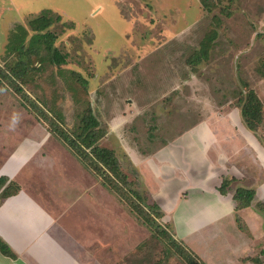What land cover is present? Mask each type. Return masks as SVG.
<instances>
[{
  "label": "rangeland",
  "instance_id": "rangeland-1",
  "mask_svg": "<svg viewBox=\"0 0 264 264\" xmlns=\"http://www.w3.org/2000/svg\"><path fill=\"white\" fill-rule=\"evenodd\" d=\"M45 11L61 20L36 36ZM213 29L209 56L196 60ZM48 31L58 35L64 64L45 51L40 35ZM22 42L37 68L23 79L9 72ZM0 67L9 75L0 81V174L15 172L22 156L16 182L53 198L39 200L54 208L45 212L47 222L56 216L47 226L55 232L37 242L54 243L62 264L77 255L75 236L87 240L92 214L105 243L93 248L95 263L191 264L170 243L173 234L205 264H264V115L256 135L238 105L248 88L264 104V0H222L212 12L199 0H0ZM18 85L68 135L90 103L104 128L99 143L115 151L128 179L118 191L126 201L50 131L57 124ZM239 187L255 190L251 206H238ZM133 191L158 203L170 232L156 237L137 219L134 203L143 199ZM16 219L33 230L20 212Z\"/></svg>",
  "mask_w": 264,
  "mask_h": 264
},
{
  "label": "trees",
  "instance_id": "trees-1",
  "mask_svg": "<svg viewBox=\"0 0 264 264\" xmlns=\"http://www.w3.org/2000/svg\"><path fill=\"white\" fill-rule=\"evenodd\" d=\"M205 10L207 12H212L222 0H199ZM42 22L34 29H40L38 32L39 36L40 32L51 26L54 20L60 22L61 15L59 13H55L53 11H45L41 14ZM215 18H218L215 16ZM40 36H44L45 39V51L50 57V61L54 64H64L66 62V54L62 53L60 49L55 45L56 39L58 37L57 34L53 32H46L41 34ZM34 37V36H33ZM32 37V39H33ZM218 37V30L213 29L202 41L200 53L196 55V60L200 59L201 56L208 57L210 54V50L213 46L214 41ZM23 40V39H22ZM13 47V46H12ZM17 60L19 63L16 65L10 66L9 72L13 77H25L28 76L33 70L37 69L33 67L34 63L30 59V57L26 58L30 53H33L34 50L28 47H25V44L22 42L21 45L16 46ZM25 48V49H24ZM44 56V54H43ZM41 56V57H43ZM14 63V62H13ZM73 75H75L76 79L80 81L84 87H86V78L78 71H72ZM7 72L4 71L0 67V81L3 77L9 78ZM18 90L23 92L22 95L25 99H28V103H32L35 105L38 110L36 113L41 112L45 115L47 120L52 119L48 113H45L44 109L39 107V105L35 104L29 95L23 91V88L18 85ZM238 105L240 107L241 116L248 130L256 134L258 129L263 121L264 115V104L261 98L258 96L257 92L253 88H248L246 93L241 95L238 98ZM26 106V104H25ZM29 106V105H28ZM51 117V118H50ZM52 121L56 123L53 119ZM57 124V123H56ZM104 128L101 126L100 120L96 117L93 112L92 106L88 103L86 109L81 115V119L73 130L74 133L68 135L64 129L58 124L55 125L54 128H50V131L53 133L59 134V138L65 143L68 149L72 152L74 156H76L81 162L87 164L92 168V170L101 177L102 184L108 191L119 195L120 199L126 201V194L120 193V184L121 182H128L127 177L124 175L122 177L121 165L119 158L117 157L115 151L109 147L100 145V140L103 137ZM257 135V134H256ZM8 177L1 176L0 177V198L7 197L9 195L15 194L19 191L20 187L17 186L15 182L7 183ZM229 181L226 177L223 179L222 183L219 186V191L224 194L228 192L229 189ZM255 190L239 187L235 190L233 194V198L236 200L239 207H249L252 205V202L255 198ZM133 196L143 199V201L139 204H135L133 210H135V214L137 219L145 226L149 227V229L155 234L157 237L158 234H167L168 229L161 225L158 221L159 217H162L164 213L161 210L158 203L150 200L149 194L146 192L144 195H141L138 191H133ZM131 198V197H130ZM151 202V203H150ZM151 209H157L159 213L153 215L151 213ZM164 229H162V227ZM161 230V231H160ZM168 239L170 243L176 247L182 255L189 260L191 264H205L203 261L195 260V252L184 245L175 235H169ZM184 246V247H183ZM0 249L1 251L9 255L11 257H15V253L12 252L9 245L0 238Z\"/></svg>",
  "mask_w": 264,
  "mask_h": 264
},
{
  "label": "crops",
  "instance_id": "crops-1",
  "mask_svg": "<svg viewBox=\"0 0 264 264\" xmlns=\"http://www.w3.org/2000/svg\"><path fill=\"white\" fill-rule=\"evenodd\" d=\"M189 132L190 135L193 134L191 133L193 131L189 130L187 133ZM204 149L207 150L206 144L204 146ZM14 160H16V163H14L16 169L13 171H15L16 173L10 171V169L4 168L1 170L2 173L0 174V177H8L5 186L10 182H15L17 186L20 187L19 191L15 194L0 198V238L7 242V244L12 248L13 252L15 253V257L4 254L0 249V264H62V259L59 254L56 253L54 243L50 246L48 243L40 245V243L37 242L38 238L40 239L42 235V239L45 240L46 236L54 234L53 232H55L52 230L53 227H51L50 230H47V226L55 222L56 216L54 218H51L47 222V213L45 212L49 209L48 216L50 217L51 213H54L55 210L54 208L51 209V207L47 208L39 200L41 199L44 203H48V199L53 200V198L49 196H40L39 194H36V196L29 195L30 191L27 190L25 186L19 185L16 182L15 177L17 171L20 172V170L22 169V165L24 164L26 159L24 160L22 156H16ZM25 205H28V208L30 207V213L28 214V216H25L27 212L24 213ZM19 212L22 214V217L24 215V219L26 220V222L32 220V231L23 229V227L27 228L26 225H23V220L20 221V219H16V224L13 223L11 219L16 213L18 214ZM94 217L96 216L92 214L91 218L89 219L90 229H87V231L85 232L87 240L79 244L78 240L83 236V234L82 236H75L77 255L75 254L76 256H69L71 258H66L71 262V264H100L98 263V261H96L97 263L94 262L95 255L93 253V248L95 247V245H104L105 243L103 241L104 237H102L103 232L98 231L97 224L94 225ZM102 224H106L107 228H105V232L107 233V222L104 223V221L102 220ZM14 226L17 227L18 231L13 228ZM90 242L92 243L91 245ZM44 245H46L47 247L45 248ZM42 246H44L45 250H42ZM72 247L74 250V245ZM102 249L109 250L110 248L106 249L103 246ZM89 251L91 252V256L88 257L86 256V254ZM72 253L73 251L69 252V255H72ZM90 260L92 263H89Z\"/></svg>",
  "mask_w": 264,
  "mask_h": 264
}]
</instances>
